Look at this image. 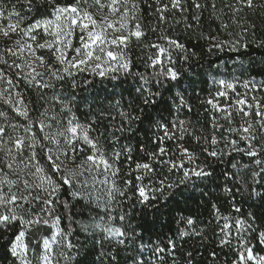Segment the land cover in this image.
Segmentation results:
<instances>
[{"label":"snow or ice","instance_id":"obj_1","mask_svg":"<svg viewBox=\"0 0 264 264\" xmlns=\"http://www.w3.org/2000/svg\"><path fill=\"white\" fill-rule=\"evenodd\" d=\"M250 48L264 0H0V261L264 264V77L188 93Z\"/></svg>","mask_w":264,"mask_h":264},{"label":"trees","instance_id":"obj_2","mask_svg":"<svg viewBox=\"0 0 264 264\" xmlns=\"http://www.w3.org/2000/svg\"><path fill=\"white\" fill-rule=\"evenodd\" d=\"M201 43L202 46H206L203 45V42ZM197 51L200 52V49H197ZM237 57H239V59L242 60L245 65H251L250 72L246 73V76H255L257 79L264 77V50L250 48L247 52L241 51L240 53H228L225 51L222 53H217L212 57H209L207 54H203L201 61L193 63L192 75L189 77L190 80L195 82V91H193V88L188 89L191 102L195 109L200 108L199 99L195 93L199 92L201 96H203L206 93L207 88L211 86L210 83H204V81H210V77L207 75V72L211 70L214 75L217 74L214 66L218 64L227 65L228 70L231 71L233 62L237 60ZM221 74H224L223 70H221ZM185 85H187V81H185ZM105 87H108L110 90V86L107 84V82L102 84L99 79H96L92 85L77 88L75 90V95L77 97V102L80 105L81 111H86V105L88 104L90 97L100 94L101 90ZM66 92L70 93L71 89L66 88ZM193 117H195V111L193 113ZM76 208H79V204H76ZM61 211H63L62 208ZM42 231H46V229ZM81 239H83V236H81ZM0 264H3V262L0 261Z\"/></svg>","mask_w":264,"mask_h":264}]
</instances>
